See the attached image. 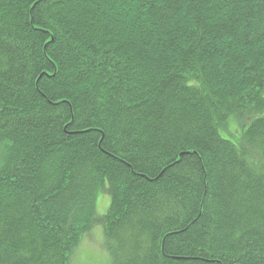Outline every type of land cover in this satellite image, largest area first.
I'll list each match as a JSON object with an SVG mask.
<instances>
[{"label":"trees","instance_id":"1","mask_svg":"<svg viewBox=\"0 0 264 264\" xmlns=\"http://www.w3.org/2000/svg\"><path fill=\"white\" fill-rule=\"evenodd\" d=\"M98 225L115 264H264V0H0V264Z\"/></svg>","mask_w":264,"mask_h":264},{"label":"rangeland","instance_id":"2","mask_svg":"<svg viewBox=\"0 0 264 264\" xmlns=\"http://www.w3.org/2000/svg\"><path fill=\"white\" fill-rule=\"evenodd\" d=\"M234 128V123L229 126ZM240 130L235 135L240 134ZM224 132V131H223ZM228 136L230 133L224 132ZM110 205V195L102 191L98 195L97 210L104 214ZM108 237L102 225L96 226L89 234H86L72 254V264H115L116 258L110 249Z\"/></svg>","mask_w":264,"mask_h":264}]
</instances>
